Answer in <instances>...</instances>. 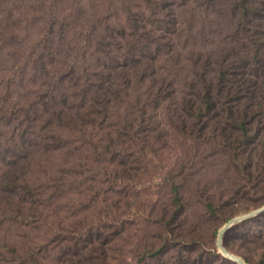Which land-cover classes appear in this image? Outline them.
<instances>
[{
	"label": "rangeland",
	"instance_id": "1",
	"mask_svg": "<svg viewBox=\"0 0 264 264\" xmlns=\"http://www.w3.org/2000/svg\"><path fill=\"white\" fill-rule=\"evenodd\" d=\"M242 1L0 0V264H233L264 206ZM227 235L264 262V214Z\"/></svg>",
	"mask_w": 264,
	"mask_h": 264
},
{
	"label": "trees",
	"instance_id": "2",
	"mask_svg": "<svg viewBox=\"0 0 264 264\" xmlns=\"http://www.w3.org/2000/svg\"><path fill=\"white\" fill-rule=\"evenodd\" d=\"M240 8H242V11H243V15H244V18L245 19H250V14L253 13V15H256L258 16L259 18L260 17H263V11H264V5H260V4H253L251 2H249L248 0H243L240 4ZM264 26L262 24H257L254 26V36H256V46L257 48L260 50V51H264V37L261 36V32L262 30H264L263 28ZM257 61H258V65H259V68H263L264 67V58L258 54V57H257ZM257 85V84H255ZM90 86V85H89ZM108 88H109V85H108ZM90 89V88H89ZM250 90V89H249ZM209 102V101H208ZM207 102V103H208ZM210 106V105H209ZM61 111V110H60ZM247 115V114H246ZM59 119L64 123V125H67V121H65L64 117L62 115L59 116ZM74 119V118H73ZM78 119V118H77ZM77 119H74L75 120V126H76V120ZM249 123L250 121L249 120H246V119H243L241 120L240 122H237L239 128L242 130V134H241V138H243V140L246 138L248 140L250 139H253L256 137L255 134H252L251 133V126H249ZM258 130H261V127L258 129ZM260 132V131H259ZM243 142V141H242ZM225 247L232 253H236V255L242 257L247 263L251 264V259L249 258H246L245 256H243L241 253L239 252H235L234 250V245L233 243L230 241L229 239V235H226L225 237ZM161 251L159 252H156L155 254H160ZM153 254V253H152ZM218 255V254H217ZM219 256V259L221 258L223 261H226V259L223 257L220 256V254L218 255ZM180 262V260L177 258L175 260L174 263L172 264H176ZM232 262V261H231ZM233 264H235L233 262ZM261 264H264L261 263Z\"/></svg>",
	"mask_w": 264,
	"mask_h": 264
},
{
	"label": "water",
	"instance_id": "3",
	"mask_svg": "<svg viewBox=\"0 0 264 264\" xmlns=\"http://www.w3.org/2000/svg\"><path fill=\"white\" fill-rule=\"evenodd\" d=\"M264 214V206L260 209H257L249 214L242 215L236 218L231 219L219 232L217 247L220 253L227 259L235 262L236 264H249L242 257L230 252L225 247V237L227 233L232 230L235 226L247 222L251 219L257 218Z\"/></svg>",
	"mask_w": 264,
	"mask_h": 264
}]
</instances>
